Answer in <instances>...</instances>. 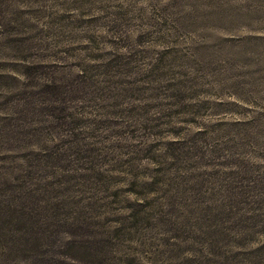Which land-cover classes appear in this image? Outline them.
<instances>
[{"label":"rangeland","instance_id":"1","mask_svg":"<svg viewBox=\"0 0 264 264\" xmlns=\"http://www.w3.org/2000/svg\"><path fill=\"white\" fill-rule=\"evenodd\" d=\"M33 179L44 263L264 264V0H0V212Z\"/></svg>","mask_w":264,"mask_h":264},{"label":"trees","instance_id":"2","mask_svg":"<svg viewBox=\"0 0 264 264\" xmlns=\"http://www.w3.org/2000/svg\"><path fill=\"white\" fill-rule=\"evenodd\" d=\"M44 91H47V90L45 89ZM71 120L74 122L77 119H71ZM81 151L79 152V155L81 154ZM54 154H55V157L60 156L59 152H55ZM33 182L35 183H30L31 184L30 190L29 192L27 191V193L25 194L26 196L24 197L25 199L24 202L27 205L29 203L33 207L32 217L25 218L20 215H15L13 211H7V209L3 212H0V219L10 222L12 224H17L18 226L19 225L26 226L31 234L28 233L27 237L17 238L14 236L13 230H8L7 235H4L3 239L5 238L4 244H7L6 248L9 251V253L11 254L12 252H14L16 258L24 260L25 262L29 264H49V262L44 263L43 260H40L38 258L41 255H43L42 254L43 249L39 248L40 242L42 240L41 236L43 235L42 230H44L46 227H50L49 223L44 224L41 221V217L43 216V213H44V210L42 207V200H43L42 192L44 189L46 190L45 186L46 187H49V186L48 184H45L44 181L40 179H35ZM49 188L53 190L52 187H49ZM70 245L72 244H69V246L67 247V250H69L72 247ZM43 247L45 248V246ZM60 250L62 251V254L67 256V257H64L60 261L61 264H71L70 262L79 263L80 260L78 261V259L75 256L69 255V253L66 251L65 244H63L60 247Z\"/></svg>","mask_w":264,"mask_h":264}]
</instances>
